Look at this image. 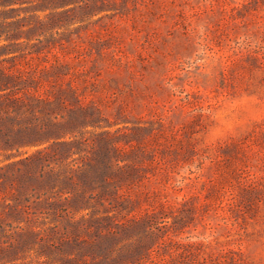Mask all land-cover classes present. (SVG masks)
Masks as SVG:
<instances>
[{
  "label": "rangeland",
  "instance_id": "obj_1",
  "mask_svg": "<svg viewBox=\"0 0 264 264\" xmlns=\"http://www.w3.org/2000/svg\"><path fill=\"white\" fill-rule=\"evenodd\" d=\"M0 264H264V0H0Z\"/></svg>",
  "mask_w": 264,
  "mask_h": 264
}]
</instances>
